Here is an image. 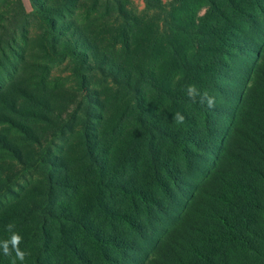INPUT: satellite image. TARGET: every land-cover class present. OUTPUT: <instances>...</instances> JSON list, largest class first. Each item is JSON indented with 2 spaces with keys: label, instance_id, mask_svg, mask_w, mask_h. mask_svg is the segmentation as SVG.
<instances>
[{
  "label": "trees",
  "instance_id": "obj_1",
  "mask_svg": "<svg viewBox=\"0 0 264 264\" xmlns=\"http://www.w3.org/2000/svg\"><path fill=\"white\" fill-rule=\"evenodd\" d=\"M29 2L0 0L16 264H264V0Z\"/></svg>",
  "mask_w": 264,
  "mask_h": 264
},
{
  "label": "clouds",
  "instance_id": "obj_2",
  "mask_svg": "<svg viewBox=\"0 0 264 264\" xmlns=\"http://www.w3.org/2000/svg\"><path fill=\"white\" fill-rule=\"evenodd\" d=\"M186 95L187 97L193 102L200 104H206V106L209 109H212L215 107V97L210 95L207 90H200L195 84H189L187 85L186 89ZM174 121L176 124H183L185 117L182 113L177 112L174 117ZM15 226L13 224H9L7 226V230L12 232V229ZM22 236L17 232H12V235L9 240H5L3 242H0V245H2L3 248V254L6 257H11L12 253L15 252V258L11 260V264H16V261L19 260L20 262H23L25 260V257L28 255L26 251H23L20 249L19 245L22 242Z\"/></svg>",
  "mask_w": 264,
  "mask_h": 264
},
{
  "label": "rangeland",
  "instance_id": "obj_3",
  "mask_svg": "<svg viewBox=\"0 0 264 264\" xmlns=\"http://www.w3.org/2000/svg\"><path fill=\"white\" fill-rule=\"evenodd\" d=\"M132 3H134V7H135V12H144L143 8L145 7V0H131ZM24 3H25V6L27 8L28 11H32V7H31V4L29 2V0H24ZM204 12H202L203 14ZM107 39L106 36H100V39H99V42H103V40ZM53 74L55 75H66L67 72L65 71V67L64 66H55L53 68ZM54 75V76H55ZM216 97V96H215ZM217 100H219V102H222V103H226L228 100H225L223 97H218V98H215ZM220 120H221V116L218 115L217 116V122H218V125L220 123ZM215 125L214 123L212 124L211 128H213ZM193 180V177H191L189 179V181H192ZM179 195L176 196V198H178ZM168 210V209H167ZM171 210L169 211V214H171ZM152 225L154 226H159V220L158 219H155L153 220L152 222ZM128 236H131L129 233H128Z\"/></svg>",
  "mask_w": 264,
  "mask_h": 264
}]
</instances>
